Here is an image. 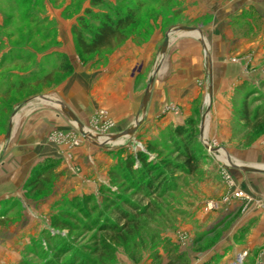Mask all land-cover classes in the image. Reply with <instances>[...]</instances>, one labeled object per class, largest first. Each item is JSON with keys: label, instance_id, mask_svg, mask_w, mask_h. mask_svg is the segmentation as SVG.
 I'll return each instance as SVG.
<instances>
[{"label": "rangeland", "instance_id": "obj_1", "mask_svg": "<svg viewBox=\"0 0 264 264\" xmlns=\"http://www.w3.org/2000/svg\"><path fill=\"white\" fill-rule=\"evenodd\" d=\"M89 1L0 0V161L32 144L24 141L34 133L26 123L40 110L56 111L65 124L45 129L47 155L29 159L12 193H0V264H167L176 256L174 264H189L241 211L264 218V195L245 190L251 176L264 174L247 168L264 166V2L225 15L229 37L219 46L210 43L211 14L194 18L187 0H144L123 43L83 56L72 34L77 16L85 8L112 13ZM259 37V55L237 46ZM60 55L71 71L16 89L57 67ZM233 61L243 68L226 67ZM77 84L80 105L82 95L72 98ZM245 109L256 117L242 120ZM178 127L198 147L192 172L167 167L180 160ZM150 175L155 188L141 191L139 180ZM9 179L0 169V185ZM236 199V210L223 215ZM123 200L133 206H124L127 227L117 213ZM236 231L229 237H245Z\"/></svg>", "mask_w": 264, "mask_h": 264}, {"label": "crops", "instance_id": "obj_2", "mask_svg": "<svg viewBox=\"0 0 264 264\" xmlns=\"http://www.w3.org/2000/svg\"><path fill=\"white\" fill-rule=\"evenodd\" d=\"M187 2H189L188 6L189 9H191L190 13L193 15L194 18L203 15L205 13L211 14L212 18L211 21L208 23V25H210L209 28L213 30L210 36L211 37L210 43L212 45L216 44L220 46L222 44V41L229 37V32L228 30H226L227 21H229V19H226L225 15L231 12V10L233 11V9H237V11H240L241 9L247 8L251 5V3L255 4L256 0H187ZM256 4L255 6L257 7ZM194 30L195 29L186 30V31L193 32ZM258 40H259V42L257 41L258 44L256 43L253 45L252 44L253 42L244 39L242 43L241 41L237 42V46H240L239 47L240 50H246L247 47H249L250 49H252V51L250 50L251 52L253 53L257 52V54L259 55L260 51L263 50V46H261L263 43L261 42L260 37ZM242 44L243 46H241ZM253 46L257 47V49ZM231 50H232L231 52L233 53L240 52V51H235L233 45H231ZM233 62L231 64H228L226 67L230 68V70H235V69L241 70L243 68V63L241 61H233ZM215 68H221V65H219L218 63L217 67L215 66ZM112 69H110V71H112ZM105 74L106 73L102 74L103 78L107 77V75ZM110 78L112 79V77ZM234 79L235 77L231 76V80L233 81ZM71 89L73 93L72 98L74 99H77L76 97H79L80 95L83 94L82 92L83 88L81 85L78 84L73 85ZM80 97L82 98L81 99L82 101L80 102L77 101L76 103H78V105H80L79 103L83 102V95ZM224 99L225 98L223 97V95L217 96L218 101H224ZM72 107L73 108L71 109L73 110L74 106ZM83 108L85 109V111H87L89 109V106L85 105L83 106ZM27 124L32 126L34 133L33 136L30 137H28V134H26L25 135L26 140L24 141L26 143H32V144L27 146H21L20 147V150H22L21 153L19 152L18 155L12 154L10 156L5 157L4 161L2 160L0 161V165H3L0 168L1 173L2 174L4 173L9 176H13L14 178V182L12 181L10 182L11 179L5 181V183L8 184L6 187L0 185V189H2L0 190V193H12L10 192L12 186L16 188L19 183L18 181L19 178L17 173L20 170V167H24L25 165L30 164V161L28 162L29 159L33 160L34 158L37 159V158H41V156L43 157L44 155H47L46 154L47 152H45L47 148L44 147L45 139L43 140V138L46 135V132L51 128V126H55V124H57V126L58 125L65 126L64 119L60 117L59 113H56V111H51L50 109L40 110L39 115L37 114L35 117L31 119L30 122L26 123V125ZM20 126L23 128V125ZM45 129L47 131H45ZM21 175H23V173ZM3 188H8V189L5 192ZM245 190L251 193L253 192L261 193L264 195V174L251 176V178L247 182ZM10 195L12 194H7L6 196H10ZM234 202L232 201L231 206L225 209L223 215L230 212L231 211L230 209L236 210V208L238 207V205H240L242 200L236 199ZM251 212L252 209L250 207L241 211V213L238 215L237 218V222H236L237 224L233 226L230 231L227 232L225 231L226 232L225 237H222L216 240L215 242H213L202 257H199L196 260L191 259L189 264H230L237 257L241 258L242 261L241 264H245V263L264 264V218L259 214H257V212H256L257 215L254 217L255 213H252L253 215H251ZM237 228L238 229L243 228L244 231L243 235L245 237L240 238V234L242 233H238L239 235L234 238L231 236L229 237V235L233 234V232H237L236 231ZM241 253H243L244 256L241 255Z\"/></svg>", "mask_w": 264, "mask_h": 264}, {"label": "trees", "instance_id": "obj_3", "mask_svg": "<svg viewBox=\"0 0 264 264\" xmlns=\"http://www.w3.org/2000/svg\"><path fill=\"white\" fill-rule=\"evenodd\" d=\"M89 3L90 5L104 4L106 6H109V9L112 13H102L98 15L97 13L93 14L90 8H85L84 14L77 16L76 23L72 25V34L75 42V47L83 56L106 53L107 51L114 50L121 43H123L127 37L128 28H130L137 22L138 14L142 10L145 1L136 0L135 2H124L121 7H118L117 5L113 7L109 5L106 0H90ZM86 14H92L93 17L98 20V22H90L86 17ZM60 57L61 61L58 66L55 67L56 69L54 68L40 75H37L30 81H21L17 83L19 84V88L16 87V89L24 88L28 85H37L43 87L55 81L58 74H64L71 71L72 65L67 61V58L64 55H60ZM14 83L15 82L10 83L6 90V93L10 92L9 89L12 88ZM242 114V120L251 121V118L256 117V114L252 115L251 117L248 110L246 109L242 112ZM187 130L188 129L186 127H178L174 130L175 138L179 140V144H183V147L181 148L180 145L177 146L179 150L178 158L180 160L177 161V163L168 162L167 167L175 168V170H185L188 172H192L198 165V147L193 141V135ZM143 161L144 159H139V162H141L143 166H148V163H144ZM43 176L45 175H42V177ZM153 176L154 175H150L144 177V179L141 181L139 180V187L141 191L143 190V188L145 191L150 189L153 190L155 188L158 180L152 182L153 179L150 180V178ZM135 177L138 178V176ZM40 180L43 181V179L37 178L35 179V182L37 183ZM35 182H33L34 185ZM122 202V207H118L119 211L117 213L124 222V225L127 227L128 223H130L131 220L129 214L124 209V206L127 205L130 208H133V206L126 200H123ZM91 218L92 217H89V219ZM177 257L178 256L169 259V262L167 264H174ZM66 264H78V262L72 263V261H70Z\"/></svg>", "mask_w": 264, "mask_h": 264}, {"label": "water", "instance_id": "obj_4", "mask_svg": "<svg viewBox=\"0 0 264 264\" xmlns=\"http://www.w3.org/2000/svg\"><path fill=\"white\" fill-rule=\"evenodd\" d=\"M185 29L186 30H191L190 27H185ZM165 38H166V42L163 45V50H164V48L166 46L168 36L166 35ZM74 119H75V117H74ZM247 168L250 169V170L258 171V172H264V166H262V167H247Z\"/></svg>", "mask_w": 264, "mask_h": 264}, {"label": "built area", "instance_id": "obj_5", "mask_svg": "<svg viewBox=\"0 0 264 264\" xmlns=\"http://www.w3.org/2000/svg\"><path fill=\"white\" fill-rule=\"evenodd\" d=\"M240 257H237V259H235L233 262H231V264H240Z\"/></svg>", "mask_w": 264, "mask_h": 264}]
</instances>
